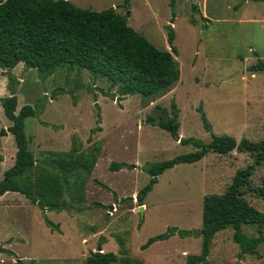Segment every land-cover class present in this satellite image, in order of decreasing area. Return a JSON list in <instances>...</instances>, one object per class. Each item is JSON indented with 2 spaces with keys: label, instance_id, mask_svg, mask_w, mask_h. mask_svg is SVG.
<instances>
[{
  "label": "rangeland",
  "instance_id": "obj_1",
  "mask_svg": "<svg viewBox=\"0 0 264 264\" xmlns=\"http://www.w3.org/2000/svg\"><path fill=\"white\" fill-rule=\"evenodd\" d=\"M68 1L94 12L112 8L159 51H169L170 26L179 80L150 99H119L114 87L83 69L59 67L48 76L21 64L0 69V98L13 92L15 113L24 105L34 110L33 117L24 119L23 133L36 162L46 157L45 152H66L74 146L85 154L92 145L99 147L91 172L69 180L70 191L62 197L66 202L76 197L73 180H84L82 204L72 202L70 211L40 212L16 193L0 197V264H80L98 249L113 253L114 264H183L188 255L200 252L201 238L189 233L201 227L203 197L221 194L234 173L250 165L249 183L241 187V196L264 214V160L253 165L254 157L235 150L178 164L157 177L142 202L135 199L149 179L143 170L147 165L194 151L178 139L209 141L201 113L214 135L236 142L264 141V72L249 69L257 61L264 63V0H174L172 24L169 0H129L126 8L122 0ZM202 4L206 24L195 8ZM193 78L207 85L196 87ZM245 92L247 100L242 99ZM171 102L178 110L177 139L146 123V117L158 113L157 106L169 110ZM9 125L0 108V130ZM14 153L12 137H0V174L12 165ZM112 162L131 167L110 172ZM43 216L55 229L43 223ZM166 231H172L166 240L140 249L148 238ZM179 232L189 233L181 238ZM240 233L257 235L252 226H241ZM232 234L229 227L215 233L205 264H264V244L256 247L255 255L239 258Z\"/></svg>",
  "mask_w": 264,
  "mask_h": 264
},
{
  "label": "trees",
  "instance_id": "obj_2",
  "mask_svg": "<svg viewBox=\"0 0 264 264\" xmlns=\"http://www.w3.org/2000/svg\"><path fill=\"white\" fill-rule=\"evenodd\" d=\"M255 1V0H254ZM123 7L129 0H122ZM174 0H169L172 24ZM174 34L169 26L166 43L169 51L155 49L145 38L127 26L125 18L112 8L103 11H89L73 6L68 0H0V69L11 70L18 64L35 70L39 75H51L57 68L83 69L93 78L105 80L115 88L116 97L139 96L144 99L163 94L178 79L179 70L173 55ZM252 72H264V63L257 61L249 68ZM113 98V96H110ZM4 118L10 123L0 130V137H12L15 153L12 165L3 171L0 179V196L16 193L23 196L40 212H68L71 203L82 204L83 179H75V200L66 202L63 195L70 191L69 180L79 173L88 175L93 169L99 152L92 145L89 152L81 154L74 146L66 152H45L39 162L27 150L23 133L25 118L33 117L34 110L24 105L15 113L16 97L13 92L0 98ZM155 117H146V123L156 126L177 139V113L173 102L169 110L156 107ZM204 131L210 139L203 143L196 139H178L180 145H191L194 151L177 155L169 160L152 163L143 170L148 175L147 183L136 193L137 202H142L164 171L178 164H193L207 153L227 155L232 151L249 153L254 157L253 165L264 160V141H250L240 138L238 142L227 135H214L204 115L200 114ZM98 129V128H97ZM131 166L110 163V172H117ZM252 166L237 170L230 184L221 194L203 197L201 227L196 232H179L181 238L189 235L201 238L198 255L187 256L183 264H205L209 246L215 233L224 229L233 230L232 241L238 247L237 256L255 255L258 245L264 244L262 228L264 214L244 201L241 187L247 186ZM93 184L106 192L109 189L93 180ZM96 208L103 206L93 203ZM43 223L50 229L55 226L44 216ZM241 226L255 227V237H244ZM172 231L151 238L140 247L146 249L156 241L166 240ZM11 256V253L4 251ZM113 253L101 249L90 252L80 264H114ZM19 262V261H18ZM19 264V263H18Z\"/></svg>",
  "mask_w": 264,
  "mask_h": 264
},
{
  "label": "crops",
  "instance_id": "obj_3",
  "mask_svg": "<svg viewBox=\"0 0 264 264\" xmlns=\"http://www.w3.org/2000/svg\"><path fill=\"white\" fill-rule=\"evenodd\" d=\"M249 2V1H254V0H244L243 2L244 3H246V2ZM255 1H257V0H255ZM195 8H197L196 9V11L198 12V14L199 13H201V18L203 19V24H206V20H207V15L205 14V12H204V10H203V4L202 5H200V6H197L196 5V7ZM195 8H194V10H195ZM115 11V10H114ZM172 26V25H171ZM176 54H177V50H176ZM175 54V55H176ZM192 64H194V63H192ZM253 76V75H252ZM178 80H179V76H178V79H177V81H176V83L178 82ZM202 82V80L200 79V78H193V83H195L196 85V87H201V86H203V87H205L206 85H207V83L206 82H204V83H201ZM246 86V85H245ZM249 87V91L250 90H256L257 91V94H259L260 92H261V89L259 90V89H256V88H253L252 86H247V88ZM252 88V89H251ZM245 90H247V89H245ZM248 93V92H247ZM242 99H249V97L248 96H246V92H245V94H243L242 95ZM3 173V172H2ZM0 176L2 177V174H0ZM0 177V178H1ZM4 195H7V193L6 194H4ZM3 196V195H2ZM1 197V196H0Z\"/></svg>",
  "mask_w": 264,
  "mask_h": 264
},
{
  "label": "water",
  "instance_id": "obj_4",
  "mask_svg": "<svg viewBox=\"0 0 264 264\" xmlns=\"http://www.w3.org/2000/svg\"><path fill=\"white\" fill-rule=\"evenodd\" d=\"M141 210H142V207L139 208V211H141Z\"/></svg>",
  "mask_w": 264,
  "mask_h": 264
}]
</instances>
